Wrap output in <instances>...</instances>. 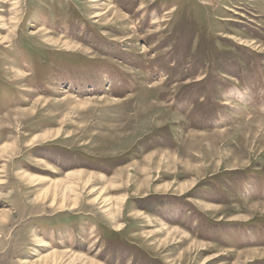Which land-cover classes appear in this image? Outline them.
Wrapping results in <instances>:
<instances>
[{
  "label": "rangeland",
  "instance_id": "374dc122",
  "mask_svg": "<svg viewBox=\"0 0 264 264\" xmlns=\"http://www.w3.org/2000/svg\"><path fill=\"white\" fill-rule=\"evenodd\" d=\"M0 264H264V0H0Z\"/></svg>",
  "mask_w": 264,
  "mask_h": 264
}]
</instances>
